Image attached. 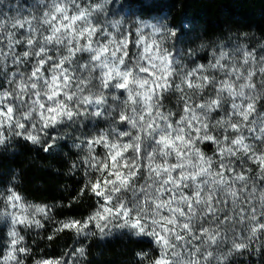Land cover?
Returning a JSON list of instances; mask_svg holds the SVG:
<instances>
[{"label":"clouds","instance_id":"9594fccd","mask_svg":"<svg viewBox=\"0 0 264 264\" xmlns=\"http://www.w3.org/2000/svg\"><path fill=\"white\" fill-rule=\"evenodd\" d=\"M69 3L0 0V80L5 81L0 96L8 94L9 102L14 101V124L26 120L29 127L24 132L41 137L37 143L29 141L32 145H41L49 131L56 138H68V148L77 156L71 169H79L84 184L89 186L88 195L96 203L93 211L103 210L105 197H111L108 206L114 210L121 205L124 210L131 209L127 219L123 212L110 215L102 223L103 230L95 235L101 242L123 238L125 243L129 239L150 243V248L133 249L126 264H239L241 259L251 264L249 256L260 264L264 256V169L259 165L264 164V138L250 129L264 127V123L256 116L252 123L246 122L232 105L243 103L242 92L257 104L264 97V87L255 92L242 87L246 79L241 75L242 70L259 71L264 64H245L244 55L250 56L252 50L223 44L217 45L218 52L211 50L207 63H201L195 58L205 50V44L186 48L187 41L178 38L177 30L160 18L153 17L155 23L141 18L130 0H75L76 7L70 9L67 20L61 12L52 21L56 9H68ZM72 16L79 19L72 23ZM49 22L61 27L56 34L59 43L50 46L41 39L32 45L29 56L15 67L17 76L13 77L8 69L15 65L11 58L16 55L14 45L46 36ZM22 25L34 29L35 34L21 33ZM157 28L160 31H155ZM183 28L190 32L191 21H185ZM129 40L135 47L121 45V51L113 54L121 41L126 44ZM40 47L46 49L41 54L45 58L51 47L57 62L62 57L68 62L70 80L64 82V69L56 62L49 65L47 76L39 72V79L31 77L32 70L39 66V58L32 54ZM73 50L78 55L73 56ZM129 50L132 55L121 64L123 52ZM220 53L231 58L224 68L208 72L211 83L205 85V73L201 71L200 79L192 78L189 86V72L194 74L199 65L210 67ZM98 54L99 58L93 59ZM109 68L111 79L106 76ZM117 69L124 76L130 74L125 89L118 87L124 76H118ZM237 75L241 76L239 80L235 79ZM57 77L65 96H72L66 103L75 115L69 119L66 112L55 124L48 120L50 127L44 129L40 104L51 107L60 103L54 95L57 89L49 87L56 84ZM260 79L256 77L257 84ZM222 80L234 86L235 94L221 90ZM157 81L167 84L163 94L152 88ZM217 99L219 108L210 110L216 108L213 101ZM43 111L47 118V108ZM121 114L127 120H121ZM233 124L239 127L233 130ZM20 131L7 123L0 127V148L13 138L25 139ZM240 138L241 143H233ZM90 140L100 142L90 144ZM207 143L214 146L211 152L205 150ZM117 151L121 155L116 171L123 170L127 180L104 184L106 176L114 180L108 172L112 168L110 154ZM104 163L109 164L108 169L101 168ZM97 179L106 189L102 196L91 191ZM12 211L9 207L0 209V218ZM134 218L142 222L138 227H132Z\"/></svg>","mask_w":264,"mask_h":264},{"label":"trees","instance_id":"16d2710c","mask_svg":"<svg viewBox=\"0 0 264 264\" xmlns=\"http://www.w3.org/2000/svg\"><path fill=\"white\" fill-rule=\"evenodd\" d=\"M142 18L164 15L168 23L182 35L193 39V46L212 42L228 34H240L256 41L264 40V0H130ZM170 17V19H169ZM191 21L192 29L183 24ZM207 151L213 145L207 143ZM19 139L0 148V189L12 185L25 198L55 206L56 219L86 218L96 208L88 192L79 200L74 198L84 184L82 173L71 169L76 153L66 144L49 151ZM72 241L69 233H59L43 247L50 255L58 256ZM146 241L123 238L101 242L94 240L88 247L87 264H126L133 249L150 248ZM0 255L2 250L0 248ZM264 264V256L262 263Z\"/></svg>","mask_w":264,"mask_h":264},{"label":"snow or ice","instance_id":"6c2138e0","mask_svg":"<svg viewBox=\"0 0 264 264\" xmlns=\"http://www.w3.org/2000/svg\"><path fill=\"white\" fill-rule=\"evenodd\" d=\"M76 7L75 0H70L69 3V8L64 9V8H57L55 13L52 16V21H55L57 19V14L63 12L64 13V20H67L69 16H71V11L70 9H74ZM84 15L83 11L81 10L80 16L82 17ZM79 17L72 16V23H75ZM51 28L46 36L43 37H37L35 40H28L27 42H17L14 47L16 48V55L12 56L11 58L15 61V65L12 68L8 69V72L13 76L16 77L17 73L15 71V67H18L21 63L22 60L25 59V57L29 56V49L32 45L38 44L41 39L47 40L48 44L54 45L58 44L59 41L56 40V34L61 31V27H58L56 24L51 23ZM31 22L29 21V25ZM61 24H63V21H61ZM64 27H68L67 25H64ZM27 31L28 33L35 34V30L32 29L31 27L28 26H21V33H24ZM73 31H75L73 29ZM155 31H160V29H155ZM0 35H3L2 32H0ZM83 34H81L82 36ZM132 36H135V33H132ZM91 40L89 41V44H91ZM121 45L124 48L131 49L132 47H135V45L129 40L126 44L121 41L120 44L117 45V47L113 50V54L115 55L116 53L121 51ZM23 49L21 51H18V49ZM151 46H149V49ZM261 48L264 49V45H261ZM107 51V49H105ZM46 49L44 47H40L39 51L37 53L32 54L35 57L39 58V66L36 69L32 70L31 77L33 79H39L38 73L43 72L45 76L48 75L49 71V65L52 63L56 62L58 63V66L64 69L63 77H64V82H67L71 78L68 76L69 72V67H68V62L62 57L58 62L55 59L56 53L54 48H49L48 51V58H45L42 53H44ZM88 51H91L89 48ZM159 51L157 47V52ZM23 53V55H21ZM0 55H3V53H0ZM78 55V53L73 50V56ZM132 55L131 51H125L123 52V57L121 59V64L125 62L124 58L130 57ZM99 54L96 57H93V59H98ZM231 58L230 54H223L220 53L215 62L210 65V67H206L205 65H199L196 70L193 72H189V86H191V79L195 78L197 80L200 79V72H204V83L205 85H208L211 83L208 77V72L215 70V69H222L225 67V65L228 64L229 59ZM163 59V57H161ZM259 62L261 64H264V55H261L259 58H257V55L255 51L252 50L251 55L249 56L247 53L244 55V63L249 64V63H256ZM151 63V62H149ZM169 63L171 61L169 60ZM107 67V65H105ZM0 68H3V65H0ZM232 71H235L233 68ZM111 73L112 69L109 68L108 73H106V76L111 79ZM116 74L118 76H124L123 73L119 71V69L116 70ZM155 75V73H153ZM241 75L245 76L246 79V85H243L242 87H246L248 89H251L253 92H255L257 89H261L264 87V68H260L259 71H256L255 69H250V70H242ZM259 76L260 83H256V77ZM129 77L124 76L123 82L118 85L120 89H125L128 87L129 84ZM241 78L240 75H237L235 77L236 80H239ZM56 79V84L55 85H49L50 88L55 87L57 90L55 91L54 95L59 99L60 103L49 107L48 105L44 104L41 102L40 107H41V112H40V117L41 120L43 121L42 127L44 129H47L50 127L48 124V120H51L53 124H55L57 121L61 120V118L65 115L67 112L68 118L71 119L75 113L73 111L68 110V104L66 101L71 100L72 96L69 94L65 96L64 94V88L61 87V80L59 77L55 78ZM164 79H167V75H165ZM5 81L0 80V90L4 88ZM21 87H24L21 85ZM31 87L33 89L37 88L36 84H32ZM220 87L221 90L226 89L228 92L235 94V89L234 86L230 84L228 80H222L220 82ZM152 88L159 89L161 91V94H163V91L167 88V84H160L159 81L154 83L152 85ZM240 96L243 100L242 104H233L232 107L236 113V115L240 116L243 120L246 122L252 123V117L256 116L257 119L261 121V123H264V111H261L258 109V104L257 101H252L251 97L246 95L245 93H240ZM25 99H29L28 97H25ZM36 99L39 101L40 97L37 95ZM48 99H52V95H49ZM261 100H264V97L259 98V102ZM10 97L8 94H5L3 96H0V127H4L5 123H7L8 127H16L17 129H20L21 131L18 133L19 135L24 136V138L28 141H31L33 143H37L41 140V137L38 134L35 133H30L26 134L24 132V129L28 128L29 125L27 121H23L20 123H15L14 121L16 120V117L14 115V101L9 102ZM213 104L216 106L215 109L210 108V110H216L219 108L220 101L219 99L213 101ZM62 105V107H61ZM202 107V105H201ZM44 108H47V118H45V113L43 111ZM243 109L241 112L240 109ZM247 113V115L245 114ZM121 120H127V116L124 114H121L120 116ZM239 126L236 124L232 125V129L236 130ZM251 132H259L261 138H264V127L261 128H251ZM211 139L214 141L216 138L215 136L211 137ZM243 138H240L238 140H234L233 143H241ZM99 140L96 141H88V143H99ZM53 147H55V140L52 141V143L47 144L45 147V151L51 150ZM244 149L246 151L249 150V146L247 144L243 145ZM111 155V160L110 163L112 165V168L109 170L108 175L113 176L114 180L109 181L107 176L104 177L103 183L104 184H109V183H115L116 180L120 179H125L127 180V177L124 176L123 170L121 171H116L117 168L120 167L119 164H117L118 157L121 155V152L117 151L115 154H110ZM124 166H127V162H124ZM93 167H96L93 165ZM262 169H264V164L259 165ZM102 169H108L109 164L104 163L101 165ZM261 183L264 184V178H261ZM89 191V186L87 184H83L81 189L78 192V195L74 198L75 200H79L84 193ZM91 191L97 193V195H104V192L106 189H102V183L101 180L97 179L95 183L91 185ZM5 204L7 207L13 209V211L9 214H6L4 217L8 219L10 222V230L7 232V236L11 238L10 240V247L8 248V251L4 255H0V262L2 264H25V258L28 254H30L31 249L27 247L21 246V242L25 239L24 235L21 234L22 230L24 228H44L45 227V220H51L52 219V207L49 205H30L26 204L22 197L16 193V192H11L10 195L4 198ZM111 201V197H105V203L103 210H95L91 212L86 218L82 219H67L63 221H59L58 224L59 226L55 229L54 235L59 234L65 230H73L77 234H84V235H95V233L90 231L89 226L92 225L95 227L97 230H103L102 229V223L106 221L110 215H117L123 212V218L127 219L129 216V212L131 209L124 210L123 205L120 206V208L117 209H112L108 206V204ZM3 217V218H4ZM262 220H264V216L261 217ZM142 222L140 221L139 218H134L132 227H138ZM22 226V227H21ZM188 225L185 224L184 228H187ZM143 231V229H141ZM264 234V233H262ZM53 236H48V239H52ZM162 239V237H160ZM166 243V241H165ZM24 253L25 256L21 257L19 254ZM75 255H78L80 257H83L85 255V249L80 248L75 252ZM33 264H63V261L61 259H37L33 261ZM219 264V262H217Z\"/></svg>","mask_w":264,"mask_h":264},{"label":"rangeland","instance_id":"374dc122","mask_svg":"<svg viewBox=\"0 0 264 264\" xmlns=\"http://www.w3.org/2000/svg\"><path fill=\"white\" fill-rule=\"evenodd\" d=\"M12 2L15 3V0H12ZM21 2L27 3V0H21ZM125 2H127V0H125ZM153 17L160 18L164 22L168 23V21L166 20L164 15H157V16H153ZM153 17L143 18V19H149V20H152L153 23H155V19H153ZM168 25L173 30H176L169 23H168ZM177 36H178V38L182 37L187 41V43L185 44L186 48H194L193 39L186 37L185 35H182L178 30H177ZM201 43L205 44L206 48L202 53L198 54L197 57L195 58L196 60H198L201 63H207L212 49H215L217 52L219 51V48L217 47L218 44H223L224 46H226L228 48H232L234 46H246L249 50L255 51L257 58H259L261 55H264V49L261 48V45H264V40L263 41H256V40H253V38L250 36L240 35L237 33L236 34H228L227 36L220 38V39H217V40L212 41V42L207 41L205 43L204 42H201ZM21 50H23V49L22 48L18 49V51H21ZM257 77H259V76H257ZM258 109L261 111H264V100H261L258 103ZM19 139H23V138H13L11 140V142L7 143V144H13ZM24 140H26V139H24ZM53 140H55V147L58 146L59 144H66L68 147V142H69L68 138L67 137L56 138L52 131H49L47 140H44L41 145H37V146L46 147L47 144L52 143ZM55 147H53V148H55ZM205 150L207 151V149H205ZM81 167H83V166L81 165ZM253 168L255 170V166H253ZM79 171L80 170L78 169L77 172H79ZM12 184L13 183L10 182V185L7 188L5 187V188L0 189V209L8 208L5 204L4 198L7 197L8 195H10L11 192H13V191L18 193L22 197L23 201L26 204L53 206V205L46 204V203L34 202L32 200L25 198L22 194L19 193V191L17 189H15V187ZM11 210H13V209H11ZM54 210H55V206L52 207V219L44 221V223H45L44 228H42V229L41 228H24L22 230L21 234L24 235L25 239L21 242V246L31 249L30 254H28L25 258V264H33V261H35L37 259H61L63 261V264H87L88 247L94 240H99L97 235L77 234L73 230H65L63 232L69 233V236L71 237L72 241L70 243H69V241H67V243H65V244L69 243V245L61 252L60 255H58V256L50 255V253H48L44 249L43 244L47 240H49L48 236L54 237L55 236L54 235L55 229L59 226L58 222L63 221V220H59V219L55 218ZM64 220H67V219H64ZM89 228H90V231L93 233L98 232V230L95 229V227L92 225H90ZM9 230H10V222L8 221V219L6 217L0 218V248L2 250V255L6 254L8 251V248L10 247L11 238L7 236V232ZM262 239H264V235H262ZM80 248L85 249V255L83 257L75 255V252ZM262 252H264V250H262ZM19 255L21 257L25 256L24 253H20ZM248 260L251 261V264H256V261L252 257L249 256ZM262 260H263V256L261 258L260 264L262 263ZM0 264H2V262H0ZM239 264H246V262L243 259H241Z\"/></svg>","mask_w":264,"mask_h":264}]
</instances>
